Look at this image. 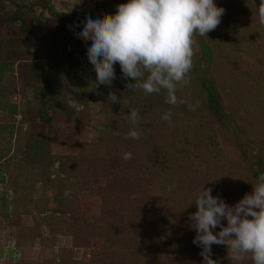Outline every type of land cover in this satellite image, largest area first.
<instances>
[{"label": "rangeland", "instance_id": "374dc122", "mask_svg": "<svg viewBox=\"0 0 264 264\" xmlns=\"http://www.w3.org/2000/svg\"><path fill=\"white\" fill-rule=\"evenodd\" d=\"M127 2L0 0V264H204L189 219L196 195L210 188L234 206L252 192L251 167L264 170L261 0H214L225 11L202 37L211 58L200 57L195 36L199 70L177 85L187 103L175 106L164 91L128 89L135 81L121 78L118 63L110 86L95 85L91 42L78 34L86 17L114 14ZM17 13L23 21L13 20ZM202 75L220 94L225 118L206 107ZM48 86L51 98L41 95ZM110 92L120 103L107 99ZM131 108L139 139L127 137ZM38 139L44 144L34 152L29 143ZM60 163L67 174L59 175ZM127 164L137 179L120 178ZM210 258L252 264L229 259L225 245L213 244Z\"/></svg>", "mask_w": 264, "mask_h": 264}, {"label": "clouds", "instance_id": "9594fccd", "mask_svg": "<svg viewBox=\"0 0 264 264\" xmlns=\"http://www.w3.org/2000/svg\"><path fill=\"white\" fill-rule=\"evenodd\" d=\"M214 0H128L117 5L114 14L96 19L86 17L78 34L90 41L87 58L96 73L95 85L110 86L116 79L114 65L119 64L121 78L134 83L126 87L145 94L166 92L165 103L175 106L187 100L176 95L177 85L190 83L193 68L195 36L206 37L215 30L224 14ZM259 24L264 26V0L257 7ZM111 103H120L115 93L107 97ZM132 126L128 138L139 139L136 130L139 112L129 109ZM171 112L162 116L172 126ZM119 135V132H114ZM130 160V152L123 153ZM251 194L227 205L223 199L211 195L210 188H201L193 200L196 211L189 217L196 232L193 243L202 251L204 264H216L210 258L211 246L225 245L228 257L240 262L264 264V172L256 178ZM226 220V226L221 221ZM220 228L213 234V229Z\"/></svg>", "mask_w": 264, "mask_h": 264}, {"label": "trees", "instance_id": "16d2710c", "mask_svg": "<svg viewBox=\"0 0 264 264\" xmlns=\"http://www.w3.org/2000/svg\"><path fill=\"white\" fill-rule=\"evenodd\" d=\"M48 13L51 15V16H66V14L64 13H58V12H55L53 11L52 9H48ZM68 15V14H67ZM13 20L15 21H23L24 20V17L22 16L21 13H17L15 15V17H13ZM197 38H200L199 39V46L201 47V58L204 60V61H209L210 58H211V55H212V50L211 48L209 47L207 41L202 38V37H199V35H196ZM199 70V64L198 62H195L193 64V68H192V72L195 74H197ZM197 82H198V85L200 87V89L202 90L203 92V97H204V103L206 105V107L219 119H222V118H225L226 115L223 111V106H222V103H221V99H220V94L216 91L213 83L207 78L205 77L204 75L202 76H199L197 78ZM41 90V95L43 97H49L51 98L52 97V91L51 89L49 88V86L44 90V89H40ZM8 111L11 112V115L14 114V111H15V108L14 107H10L9 109H7ZM48 119V118H47ZM99 136H101L99 134ZM126 137V136H124ZM127 138V137H126ZM128 141V140H127ZM125 142V145L129 146L128 142ZM44 141L43 140H35V142L33 143H29V147L32 151L34 152H39L41 149H42V146H43V143ZM130 148V147H129ZM124 149H125V152H129L130 150L124 146ZM147 159L153 164L155 165L156 167V163H157V155L155 156V151L154 150H149L147 153ZM153 160V162H155V164L151 161ZM258 169H253L252 168V175L254 177V179L256 180V178L259 176V174L261 172H264V170H261V168L263 167L262 165H258ZM149 171V168L146 167ZM58 173L59 175H65L67 174V171L65 170L64 166L62 163H60L59 165V170H58ZM119 173H120V178L122 179H125L126 178V181L127 180H130V179H137L139 176H137V173L136 172H131L130 171V167L127 166L126 167H122V168H119ZM136 182V181H135ZM138 183V182H137Z\"/></svg>", "mask_w": 264, "mask_h": 264}]
</instances>
